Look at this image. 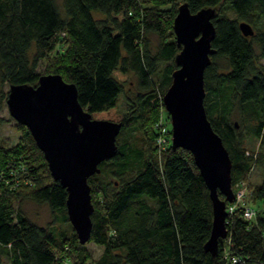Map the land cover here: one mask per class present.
Segmentation results:
<instances>
[{"label": "trees", "instance_id": "obj_1", "mask_svg": "<svg viewBox=\"0 0 264 264\" xmlns=\"http://www.w3.org/2000/svg\"><path fill=\"white\" fill-rule=\"evenodd\" d=\"M178 1L62 0L58 6L56 0H0V109L5 87L36 85L42 75L36 67L44 60L45 74L75 84L92 118L121 122L116 154L87 179L93 204L87 242L102 246L93 264H264V208L254 204L264 207V174L255 187L250 182L254 167L264 165V66L258 64L264 57V0H181L190 12L214 9L215 53L203 74L204 106L229 152L232 188L247 182V201L252 196L257 211L249 221L241 208L226 214L227 236L214 255L203 247L211 200L191 152L171 144L161 149L156 142L158 121L170 127L162 96L180 50L173 30ZM241 21L252 35L242 34ZM233 111L240 114L241 132L231 122ZM17 126L23 131L17 145L0 142V173L7 179L0 177V264L2 256L8 264H83V244L73 228L66 233L38 225L14 206L24 198L43 203L53 221L69 222L66 189L50 175L28 129ZM248 135L259 141V151L245 147ZM11 167L17 170L13 177ZM232 256L240 261L232 263Z\"/></svg>", "mask_w": 264, "mask_h": 264}, {"label": "water", "instance_id": "obj_2", "mask_svg": "<svg viewBox=\"0 0 264 264\" xmlns=\"http://www.w3.org/2000/svg\"><path fill=\"white\" fill-rule=\"evenodd\" d=\"M214 9L190 12L182 2L173 20L175 42L180 47L171 83L162 96L171 124V146L191 152L209 192L212 207L210 234L204 250L214 255L227 236L226 202L234 199L231 159L221 137L207 117L204 70L215 53L211 42ZM243 35L252 27L241 21ZM6 106L10 116L24 125L43 153L53 179L66 189L67 218L80 244L92 230L89 176L100 171L101 161L116 154L120 121L92 118L77 99L74 83L58 73L42 74L36 85L10 84Z\"/></svg>", "mask_w": 264, "mask_h": 264}, {"label": "rangeland", "instance_id": "obj_3", "mask_svg": "<svg viewBox=\"0 0 264 264\" xmlns=\"http://www.w3.org/2000/svg\"><path fill=\"white\" fill-rule=\"evenodd\" d=\"M61 1L62 0H56L58 6H61ZM181 0L178 1V6L181 4ZM169 5H163L162 7H168ZM177 5H174L175 9H178ZM94 18H99L103 17L99 13L94 12L93 13ZM261 24L264 25V18L261 20ZM150 43L152 47H155L158 43V39L155 35L151 34L150 36ZM256 48V52L257 47ZM34 51V46L29 50V57L30 59L32 58ZM219 63L223 66H225V60L221 59L219 60ZM258 64L260 66H264V57L258 58ZM45 65L46 61L41 60L37 67L36 71L39 74H45ZM163 66V65H162ZM161 66V67H162ZM5 89L7 90L8 87L6 86ZM130 91H133L132 89H129ZM130 94V93H129ZM118 107L121 110H124L126 105L124 102V96L120 95L118 97ZM166 112V111H165ZM0 142L4 143L5 146L7 147H13L19 143V141L22 138L23 131L17 126V122L10 116L7 106L4 103L2 108L0 109ZM231 122L236 123V127L238 130L241 132L243 131V124L241 121V117L239 112L233 111L232 115L230 116ZM167 123V122H166ZM171 126V124H170ZM133 136H138L137 133L133 132ZM245 147L250 150V151H259V141L255 139L254 137L248 135L245 139L244 142ZM264 174V165H258L257 167H254V169L251 172L250 175V182H251V187H255L257 184L260 183L262 177ZM250 190V189H249ZM253 198L251 196L250 198V203L253 204ZM249 202V199L248 201ZM256 203V201H255ZM14 206L17 207L19 206L21 208V211L24 213V215L31 220L32 222L41 225V226H48L52 225L53 228L56 231H64L66 233H71L72 231V226L69 222H63V221H53L54 220V215L51 213L50 209L47 207L46 204L43 203H36L32 200L29 199H20L19 201H16L14 203ZM59 215V214H58ZM57 215V216H58ZM82 250L85 255V260L83 264H93L95 260L98 259V257L102 253V246L95 244L94 242H86L85 244L82 245ZM65 264H72V260H65ZM2 264H8L7 258L5 256H2Z\"/></svg>", "mask_w": 264, "mask_h": 264}, {"label": "built area", "instance_id": "obj_4", "mask_svg": "<svg viewBox=\"0 0 264 264\" xmlns=\"http://www.w3.org/2000/svg\"><path fill=\"white\" fill-rule=\"evenodd\" d=\"M164 124L163 120H159L157 123V129H158V136H157V145L163 149L167 147V145L171 144V126H167ZM169 127V128H168ZM13 160V159H12ZM10 160L9 163H11V166L15 165V161ZM8 163V164H9ZM7 164V166H8ZM17 173V170L15 168L11 167V170L9 169V175L12 177L15 176ZM0 177L7 182L6 176H4V173H0ZM16 181V180H15ZM15 184H17L15 182ZM234 199L232 202H226V211L227 213H233L236 209L241 208L242 210V217L244 220L249 221L256 217L257 211L256 208L253 207L250 203L247 202V194H248V184L245 181H240L232 188ZM240 261V259L236 256L231 257V262L236 263Z\"/></svg>", "mask_w": 264, "mask_h": 264}, {"label": "crops", "instance_id": "obj_5", "mask_svg": "<svg viewBox=\"0 0 264 264\" xmlns=\"http://www.w3.org/2000/svg\"><path fill=\"white\" fill-rule=\"evenodd\" d=\"M258 208H260V209H263L264 207H263V205H262V203L260 202V201H256V203H254Z\"/></svg>", "mask_w": 264, "mask_h": 264}]
</instances>
